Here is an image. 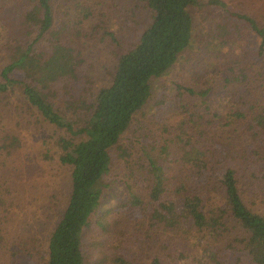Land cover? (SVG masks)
<instances>
[{"label":"trees","instance_id":"1","mask_svg":"<svg viewBox=\"0 0 264 264\" xmlns=\"http://www.w3.org/2000/svg\"><path fill=\"white\" fill-rule=\"evenodd\" d=\"M89 1L95 5L94 9ZM102 1L0 0V47L4 52L11 51L0 66V100L2 96H14L16 111L27 110L39 122L61 130L54 144L59 162L70 169L67 203L50 232L43 264H85L86 232L104 227L97 212L105 184L117 176L113 165L118 161L138 163L146 177L147 191L141 187L132 193L124 203V213L145 214L151 229L160 227L162 234L172 238L196 241L202 258L197 264H264V215L246 205L237 166L217 168L195 146L198 140L182 132L158 144L165 158L171 155L169 146L176 147L173 163L179 162V170L182 165L180 172L184 178L169 177L165 172L167 167L151 154L152 147L139 145L141 139L129 135L135 115L151 97L152 80L166 74L191 44L194 33L191 9L203 1L133 0L141 13L146 14V22L140 26L136 40L117 54L110 83L95 95L87 88L93 98L89 102L74 95L81 82L90 83L88 77L83 79L80 35L87 18L101 9L97 6ZM250 2L255 4L253 7L261 3L259 15L230 13L247 24L248 36L255 40L256 45L244 50L264 61V0ZM204 4L229 11L223 0H207ZM15 21L16 27L22 28L25 40L21 36L10 40ZM104 32L110 38L107 43L112 46L117 41L114 33ZM236 37L237 46L243 51L245 35ZM220 42L224 44L221 39ZM224 78L232 87L226 96L229 99L227 117L231 121L246 120L252 134L260 137L264 133V104L258 98L251 101L248 96L253 92L264 94V83L252 81L240 62L230 64ZM208 113L212 122L225 120L223 114ZM3 115L0 110V117ZM229 125L226 122L223 127ZM178 139L182 143L175 145ZM124 140L129 146L120 148ZM0 141L4 143L5 156L11 160L21 146L18 137L0 133ZM258 146L257 143L250 150L254 154L252 177L263 187L259 191L257 186L251 187L246 193L256 194L254 203H264V151ZM140 152L141 157H137ZM6 162L1 161V165L6 166ZM4 187L6 194L0 193V205L10 195L8 185L4 183ZM222 235L226 236V243L218 239ZM1 239L2 236L0 244ZM170 247L173 257L174 243ZM10 255L14 260L16 251L11 250ZM178 257H183L182 252ZM150 264L162 262L154 256Z\"/></svg>","mask_w":264,"mask_h":264},{"label":"rangeland","instance_id":"2","mask_svg":"<svg viewBox=\"0 0 264 264\" xmlns=\"http://www.w3.org/2000/svg\"><path fill=\"white\" fill-rule=\"evenodd\" d=\"M105 1L98 4L97 7L102 10L93 12L87 18L79 34L82 36L79 49L85 69L83 79L88 77L90 83L81 82L74 95L87 98L89 102L93 99L89 92L95 95L110 83L117 54L121 48L129 47L136 40L140 26L145 24L147 17L135 6L136 1L111 0L110 4ZM202 1L199 7L191 9L194 24L191 44L179 54L166 74L152 80L151 97L135 115L129 135L141 139L138 142L141 146L149 144L151 154L167 167V175L181 180L184 178L180 172L182 165L179 170V162L173 163L177 156L176 147L169 146L171 155L165 158L158 144L175 138L176 134L188 132L195 138L194 141L198 140L195 146L205 153L211 164L217 168L237 166L242 176L240 184L245 190L243 197L246 205L264 215V203H254L256 194L251 193L250 196L246 193L251 187L257 186L258 191L263 187L252 177L254 154L250 150L258 143L257 148L264 151V133L255 137L246 120H229V99L226 96L232 87L225 83L224 78L228 66L240 62L252 81L264 83V61L244 50L249 45H256L255 40L249 38L247 24L230 13L259 15L261 3L258 2V8L253 7L255 4L250 0H223L229 10L224 11L204 4L207 0ZM108 4L110 6L107 8ZM91 6L94 9L95 5ZM14 11L13 7L12 13ZM66 18L68 21L69 17ZM14 24L15 32L10 40L19 36L25 40L22 28L16 27L17 21ZM106 30L112 31L116 37L117 41L112 46L108 44L110 38L105 35ZM83 32L86 34L83 35ZM237 35H245L243 51L235 41ZM18 40L23 42L22 39ZM4 42L2 38L1 43ZM10 52H4L0 47V66L7 61ZM14 98L2 96L0 100V110L4 114L0 117V133L13 134L21 144L9 160L5 156L4 143L0 141V193L2 196L6 194L5 183L10 194L6 203L0 205V264H43L47 258L50 232L67 203L70 169L59 162V152L54 144L61 130L39 122L27 110L16 111ZM248 98L251 101L258 98L264 104V94L260 92H253ZM208 112L223 114L225 120L212 122ZM80 113L79 118L82 116ZM226 122L231 125L223 127ZM178 143L182 142L178 139L175 145ZM128 146L125 140L120 143V148ZM138 156L141 157V152ZM1 161H7L6 166H2ZM137 164L126 161L114 163L117 176H110L114 178L112 182L105 181L107 183L97 212L104 227L86 232L85 264H150L154 256H158L162 264H197V260L201 261L202 258L196 241L189 240L195 245L193 247L180 238L162 234L160 227L151 229L147 215L123 212L124 203L126 205L132 193L141 187L147 191L144 169ZM218 239H223L221 243L227 240L225 235ZM171 243L175 245L176 254L173 257ZM11 250L16 251L14 260L10 255ZM180 252L183 254L181 258L178 257Z\"/></svg>","mask_w":264,"mask_h":264}]
</instances>
